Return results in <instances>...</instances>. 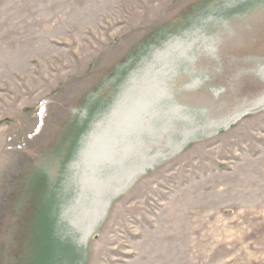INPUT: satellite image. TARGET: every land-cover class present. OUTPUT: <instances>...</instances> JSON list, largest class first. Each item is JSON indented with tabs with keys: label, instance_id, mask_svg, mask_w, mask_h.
<instances>
[{
	"label": "rangeland",
	"instance_id": "374dc122",
	"mask_svg": "<svg viewBox=\"0 0 264 264\" xmlns=\"http://www.w3.org/2000/svg\"><path fill=\"white\" fill-rule=\"evenodd\" d=\"M263 66L264 0H0V264H264ZM145 150L75 229L81 181Z\"/></svg>",
	"mask_w": 264,
	"mask_h": 264
},
{
	"label": "bare ground",
	"instance_id": "6f19581e",
	"mask_svg": "<svg viewBox=\"0 0 264 264\" xmlns=\"http://www.w3.org/2000/svg\"><path fill=\"white\" fill-rule=\"evenodd\" d=\"M205 38H207V37H205ZM204 40V39H203ZM193 44V43H192ZM189 47V46H188ZM188 49V48H187ZM162 53V52H161ZM161 53H159L158 54V56H160V55H163V54H161ZM156 56V55H155ZM157 56V57H158ZM258 73V75H260L261 77H262V79L264 80V66L262 67V68H260L259 69V71L257 72ZM189 74V73H188ZM220 91V90H219ZM221 92V91H220ZM175 96V95H174ZM124 99V100H123ZM122 100V103H120L117 107L118 108H116V109H114V112H118V110H121V108H122V106H123V104L127 101L126 99L127 98H123ZM130 99V98H129ZM129 99H128V101H129ZM174 99V98H173ZM121 101V100H120ZM167 101H169V100H167ZM116 102V101H115ZM172 102V101H171ZM264 102V101H263ZM172 104V103H171ZM122 105V106H121ZM124 108H123V114H124V111H126L127 110V108H128V102H127V104L126 105H124L123 106ZM176 107H179V106H176ZM134 109L135 108H132V111L130 112V113H133V111H134ZM163 110V109H162ZM166 110V109H165ZM178 111V110H177ZM176 111V112H177ZM178 113H179V111H178ZM246 113H248V112H246ZM125 115H127V113L125 114ZM124 115V116H125ZM173 115V114H172ZM198 115V114H197ZM242 116H244L242 113L241 114H237V115H235V116H233L231 119H229V121L228 122H226V124H229V123H231L232 121H236V120H239ZM129 118V117H128ZM128 118H126L127 120H126V122H125V124L123 125V130H121L120 131V133L117 135V136H115V137H113L112 139H110L109 138V140L112 142V146H110V147H107V146H104L102 143L104 142V141H106V140H103L101 143L99 142L100 140H99V138L97 139V144L95 145V149H96V151L95 152H93V153H91V154H89V157L91 158V162H90V164L91 165H93V168L92 169H95V167H96V163H97V161H98V164H101V163H103V162H100L99 160L100 159H102V158H105L106 159V166L108 165V164H110V167L109 168H111V166L113 167V168H116L115 166H114V164H113V162H111L110 160H108V157L110 156V154H111V151H113L112 149H113V146H116V144H118L119 143V139H121L122 137V139H121V142H124V147L125 148H129V146H130V148H131V145H129L128 143H130V144H132V142L130 141V137L127 135V130L128 129H131V128H133L134 130L132 131L131 130V132H129V135H131V133L133 132V133H135V134H137L139 131H138V127L136 128V127H134L132 124L134 123L135 125H136V123L138 122V116H132L131 117V121H130V119H128ZM177 119V118H176ZM181 119V118H180ZM173 120V119H172ZM192 120V119H191ZM190 120V121H191ZM162 121V120H161ZM160 121V122H161ZM171 121V120H170ZM182 121V120H181ZM184 122L186 121V120H183ZM203 121V120H202ZM110 122V121H109ZM131 122H132V124H131ZM165 123V122H164ZM168 124H169V122H168ZM155 125V124H154ZM187 125V124H186ZM191 125V124H190ZM132 126V127H131ZM198 126V125H197ZM200 126V125H199ZM157 127V126H156ZM161 127V126H160ZM191 128V127H190ZM193 128V127H192ZM196 128V127H195ZM162 129V128H161ZM188 129V128H187ZM196 130V129H195ZM200 130V129H199ZM141 132V131H140ZM139 135V134H138ZM191 136H194V132H187V133H184V137H183V142L181 143V144H176L177 146H175L176 148H179L180 146L182 147V145L183 144H185L190 138H191ZM178 137H180L179 136V134H178ZM177 139V138H176ZM152 140H154L155 141V139L153 138ZM94 141V140H93ZM137 141H139V139L137 140ZM178 141V140H177ZM174 142V141H173ZM155 143V142H154ZM89 144V143H88ZM91 146H92V144H91ZM151 146H153V145H151ZM173 146V145H172ZM180 147V148H181ZM150 148H152V147H150ZM88 151V150H87ZM152 150H148L147 152H146V150L142 153L143 155V157H141V156H137V157H135V160L133 159V158H131V160H130V163H129V165H128V163L127 164H125L126 165V170H125V175L124 176H122V177H115V176H112L110 179H108V180H99V182L96 180V179H94V177L92 176V177H90L89 176V178H88V175H92V174H86L87 176V178L85 177V181L84 180H82L81 182H82V190H83V193H84V195L83 196H81V198H79V196H78V199H77V205L75 206L74 205V211H75V213H73L72 215H71V224L75 227L76 226V224H78V223H76V222H79L80 220H83L84 219V216L87 214L86 213V211H84L85 210V207H83V209H81L82 207V205L84 206V205H87L88 206V209H90L89 207H91L92 206V204L94 205V207H96L95 208V210H94V214H91L90 215V223H91V225H90V227L88 228V231H87V233H86V235L88 236L89 234H91L92 233V231H94L95 230V228L98 226V224H99V222H100V220H102L103 218H104V216H105V211H106V208H107V206L110 204V203H112L111 201L114 199V197H116V196H118V194H120L122 191H124L126 188H128L129 186L131 187V185L133 184V182L141 175V173L142 174H144V173H146L149 169H152L157 163H158V161L160 160V158H167L170 154H165V153H167V152H158V153H154L153 155H152ZM85 154H86V152H85ZM88 157V156H87ZM125 157V160H124V162H126V160H127V156H124ZM85 160H86V156H85ZM85 160H83L84 162H85ZM90 160V159H89ZM88 162V161H87ZM133 162V163H132ZM86 164H88V163H86ZM113 164V165H112ZM78 165V164H77ZM86 166V165H85ZM84 166V168H86ZM101 166V165H100ZM105 166V165H104ZM90 168H91V166H89ZM119 166H117V168H118ZM121 167V166H120ZM125 168V166L123 167V168H119V169H124ZM149 168V169H148ZM105 169H107V168H105ZM111 171V170H110ZM113 171V170H112ZM86 172V171H85ZM99 172V171H98ZM95 173V172H94ZM106 173V172H105ZM109 173V172H108ZM84 174V173H83ZM101 175V174H100ZM83 176V175H82ZM142 176V175H141ZM106 177V176H105ZM95 181H96V183H95ZM137 181V180H136ZM103 182V183H102ZM87 194V195H86ZM79 212V214L77 213V212ZM108 211V210H107ZM106 211V212H107ZM86 214H85V213ZM93 212V211H92ZM82 214V215H81ZM87 218V217H86ZM75 229H76V227H75ZM90 236V235H89ZM87 241V240H86Z\"/></svg>",
	"mask_w": 264,
	"mask_h": 264
}]
</instances>
